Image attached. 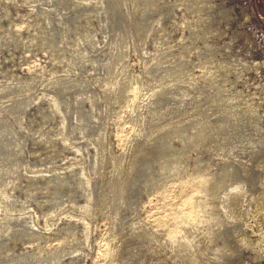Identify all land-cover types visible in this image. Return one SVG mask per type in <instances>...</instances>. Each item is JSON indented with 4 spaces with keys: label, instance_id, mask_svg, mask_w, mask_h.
<instances>
[{
    "label": "rangeland",
    "instance_id": "374dc122",
    "mask_svg": "<svg viewBox=\"0 0 264 264\" xmlns=\"http://www.w3.org/2000/svg\"><path fill=\"white\" fill-rule=\"evenodd\" d=\"M0 264H264V0H0Z\"/></svg>",
    "mask_w": 264,
    "mask_h": 264
},
{
    "label": "bare ground",
    "instance_id": "6f19581e",
    "mask_svg": "<svg viewBox=\"0 0 264 264\" xmlns=\"http://www.w3.org/2000/svg\"><path fill=\"white\" fill-rule=\"evenodd\" d=\"M236 234H238V233H236ZM236 237H238L237 235H236ZM239 238H240V236H239ZM244 238V237H243ZM242 239V238H241ZM243 240V239H242ZM245 241V240H244ZM238 242V241H237ZM240 243V242H239ZM242 243V242H241ZM244 243V242H243ZM237 245H238V243H237ZM242 245V244H241Z\"/></svg>",
    "mask_w": 264,
    "mask_h": 264
}]
</instances>
